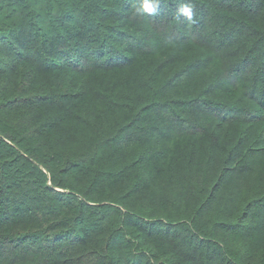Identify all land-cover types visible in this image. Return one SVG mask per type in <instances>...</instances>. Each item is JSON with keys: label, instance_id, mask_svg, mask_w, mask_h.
Segmentation results:
<instances>
[{"label": "trees", "instance_id": "1", "mask_svg": "<svg viewBox=\"0 0 264 264\" xmlns=\"http://www.w3.org/2000/svg\"><path fill=\"white\" fill-rule=\"evenodd\" d=\"M141 3L0 0V264H264V0Z\"/></svg>", "mask_w": 264, "mask_h": 264}, {"label": "clouds", "instance_id": "2", "mask_svg": "<svg viewBox=\"0 0 264 264\" xmlns=\"http://www.w3.org/2000/svg\"><path fill=\"white\" fill-rule=\"evenodd\" d=\"M159 7V0H142L141 6L138 11H143L148 14H156ZM177 15L187 18L191 21L194 16V5L192 3H185L177 10Z\"/></svg>", "mask_w": 264, "mask_h": 264}, {"label": "rangeland", "instance_id": "3", "mask_svg": "<svg viewBox=\"0 0 264 264\" xmlns=\"http://www.w3.org/2000/svg\"><path fill=\"white\" fill-rule=\"evenodd\" d=\"M86 131L85 130H83V133L82 134H84ZM80 137H78V138H75V140L74 141H77L78 139H79Z\"/></svg>", "mask_w": 264, "mask_h": 264}]
</instances>
